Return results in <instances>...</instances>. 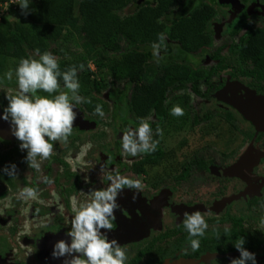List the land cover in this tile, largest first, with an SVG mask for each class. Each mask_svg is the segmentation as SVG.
I'll use <instances>...</instances> for the list:
<instances>
[{
    "label": "flooded vegetation",
    "instance_id": "obj_1",
    "mask_svg": "<svg viewBox=\"0 0 264 264\" xmlns=\"http://www.w3.org/2000/svg\"><path fill=\"white\" fill-rule=\"evenodd\" d=\"M189 1L185 0L178 12L175 10L181 0L176 4L171 13L175 14V20ZM191 1L197 6L211 5L215 11L205 29L212 38L210 45L189 53L185 61L206 76L198 83L201 94L194 92L192 83L173 93L188 91L214 105L204 111L202 106L189 102L187 96L185 104H169L167 100L168 117L156 126L158 119L153 111L141 115L131 109L132 90L127 83L120 82L125 84L122 90L107 91L118 118V135L122 137L144 120L153 130V139L160 141L156 130L168 126L170 110L179 105L187 109L183 116H190L188 122L192 126L218 120L222 130L225 127L235 131L232 134L243 136L246 145L236 152H201L177 169L160 172L153 166L165 156L159 144L155 152L138 155L129 166H108L110 155L104 154L99 167L104 171L97 176L96 154L88 153L87 147L103 136L86 137L99 126L93 116L95 106L102 104L98 94L104 93V89L85 97L91 103H80L84 109L75 106L73 134L66 144L54 142V154L40 161L39 171L24 162L26 152L19 149L20 142L12 134L0 133V170L12 163L17 165L13 177L0 171V264H63L62 259L52 257L53 245L67 239L65 233L71 229L76 211L91 200L90 191L109 185V170L141 181L138 190L127 187L122 190L118 197L121 207L115 212L114 228L109 232L110 240L116 239L126 248V264H231L240 256L234 245L241 237L245 240L244 247L256 254L258 264H264V75L259 73L264 71V0ZM217 19L221 21L217 23ZM223 34L229 43L215 45L214 39ZM176 45L166 47L160 64L169 54L168 49ZM214 46L217 47L212 51L211 61L216 63L209 65L205 60L206 67L195 68L193 55ZM242 50L249 53L243 55ZM224 51L229 57H225ZM123 93L127 97L124 106H120L115 98ZM6 106L0 97L2 111ZM116 153L120 159L122 150L117 148ZM45 177L53 182L46 183ZM25 187L36 188V197H21ZM194 212H200L209 225L195 252L189 247L183 225L185 213ZM25 222L32 224H22ZM36 222L41 223L35 225Z\"/></svg>",
    "mask_w": 264,
    "mask_h": 264
},
{
    "label": "trees",
    "instance_id": "obj_2",
    "mask_svg": "<svg viewBox=\"0 0 264 264\" xmlns=\"http://www.w3.org/2000/svg\"><path fill=\"white\" fill-rule=\"evenodd\" d=\"M4 1L1 0L2 3ZM179 1H32L28 14L23 11L26 21L34 25L27 33L18 30L8 17L0 16V56L13 58L18 63L23 58H31L37 49L41 54L47 51L57 56L65 48L62 43L70 34L69 29H78L81 34H85L83 36L88 49L93 51H89L90 57L95 60L102 76L99 80H92L93 73L87 59L58 61L61 71L73 65H84L83 70L78 71V78L80 94L86 98L94 90L102 91V83L109 76L114 81L133 84L129 102L131 109L136 111L139 108L136 112L141 115L153 111L158 119L155 123L157 126L168 117V95L186 89L190 83L193 84L194 92L201 94L198 83L206 76L200 70H193L185 61L189 53L210 45L212 38L205 29L214 17V8L208 4L197 6L190 0L183 7L179 18L167 29L162 19L172 13ZM132 4H138L135 12L126 16L119 14ZM161 34L178 45L168 49L169 54L163 57L162 64L154 65L149 62L148 53L140 50V46L162 44L159 40ZM248 53V50H242L243 55ZM103 70H106V76ZM259 73L264 75V71L259 70ZM126 97L127 94L123 93L121 97L115 98L116 103L124 106ZM174 102H179V97ZM125 112L126 109L122 111Z\"/></svg>",
    "mask_w": 264,
    "mask_h": 264
},
{
    "label": "clouds",
    "instance_id": "obj_3",
    "mask_svg": "<svg viewBox=\"0 0 264 264\" xmlns=\"http://www.w3.org/2000/svg\"><path fill=\"white\" fill-rule=\"evenodd\" d=\"M32 0H21L18 4L25 14H28ZM161 43L165 40L160 35ZM153 55L158 56L160 44H153ZM39 57L23 58L15 69V77L19 93L6 96L7 106L0 114V120L9 123L12 135L20 142L19 149L26 152L24 162L28 167L40 170V161L49 159L54 154V142L67 143L73 134V124L77 118L75 106L80 103H91L80 95L81 84L78 71L84 65H73L66 71H61L58 59L51 52L40 53ZM6 79L12 80L13 71L4 74ZM63 81V86L61 85ZM38 92L47 95H38ZM171 115H184L183 109L173 106ZM95 114L101 118L105 113L101 105H96ZM162 135V130L157 129ZM2 141V138H0ZM159 144L153 139L150 124L141 120L138 127L129 128L122 136V149L130 156L155 152ZM3 175H16L17 165H6ZM107 179L110 182L106 188L91 190V200L80 206L71 222V229L65 233L67 239L58 240L53 245L52 257L62 259L63 264H126L127 250L118 240L109 239V232L114 228L115 212L120 210L118 197L122 190L140 189L141 181L131 179L109 170ZM45 182L53 181L45 177ZM37 189L25 187L20 196L34 198ZM188 233L189 247L195 252L200 247V239L204 237L209 227L200 212L185 213L183 221ZM245 240L240 238L234 247L239 251V258L233 259L231 264H258L256 254L245 247ZM187 251V249H186Z\"/></svg>",
    "mask_w": 264,
    "mask_h": 264
},
{
    "label": "rangeland",
    "instance_id": "obj_4",
    "mask_svg": "<svg viewBox=\"0 0 264 264\" xmlns=\"http://www.w3.org/2000/svg\"><path fill=\"white\" fill-rule=\"evenodd\" d=\"M37 1V0H32ZM21 0H6L4 3L0 0L1 13L0 16L4 15L10 19L13 25L18 29L25 33H27L33 24H29L26 21V18L23 16V11L19 7V3ZM185 0H181L180 4H177L175 12H178L184 3ZM206 1L202 0L200 3H205ZM138 4H132L130 6L125 7L119 14L122 16H126L135 12L138 8ZM229 19V18H226ZM173 20H175V14H170L162 19V21L167 26V29L172 25ZM217 23L221 20L217 19ZM70 34L63 40L64 49L63 52L56 56L58 61L61 60H78V59H87L88 66L93 68L92 72V80H99L102 76L101 71L98 67L95 66V60L90 57V52L93 53L91 49H88L87 41L83 35L79 32L78 29H69ZM220 38V37H219ZM227 36L225 34L221 35V38L218 40L214 39L215 45H221L223 43H229V40L226 39ZM175 45V43L171 42L169 38L166 36L165 40L162 44H160L159 55H153V45H142L140 46V50L145 51L149 55V62L151 64H156V62L161 63V57L166 53L167 46ZM210 48L208 50L202 49L196 55H193V63L192 65L195 68L206 67L203 65L205 60H208V64H215V61H211L212 51L215 47ZM88 51V52H87ZM90 51V52H89ZM225 57L227 53L224 51ZM31 58L38 59L37 54H33ZM207 62V61H206ZM0 97L5 105L8 104V100L6 96H13L19 93L18 84L15 77V69L19 65V63L13 58H3L0 56ZM208 65V66H209ZM9 70L13 71L12 80L6 79L4 74ZM103 73L107 74L106 70H103ZM104 93L98 94L102 104L103 111L105 113L104 117L101 118L99 115H95L93 117L99 123L98 128L93 130L92 132L87 133L88 136L86 139H90V135H100L103 136L99 140V142L94 141L90 146L87 147L88 153L96 154V165H97V176L101 175V171L103 169L101 167V158L104 154L110 155L109 161L107 165L109 166H117V165H132L133 159H137V156L133 157L132 160L129 159V154L123 151L122 149V137H119L117 127L118 126V118L116 115V111L114 108L113 101L109 99L107 91L111 88L115 90H122L124 88L120 82H115L110 77H106L105 81L102 83ZM130 89L133 90L134 85L128 84ZM189 97L188 101L197 103L199 107L202 106L204 111L209 109L214 103L205 102L198 98H196L191 92H181V93H170L168 96L169 104L178 103L185 104L187 101L185 97ZM179 97V102H174V99ZM128 101V99H127ZM81 108L84 107L81 104H78ZM176 106V105H175ZM137 107V106H136ZM139 109V108H138ZM138 109H135L138 111ZM187 109H183L184 114ZM130 118H134L129 110ZM88 118L90 115L87 113ZM190 116H173L170 114V118L168 121V126H166L162 130V135H160L159 146L163 148L165 156L164 158L156 165V169L158 171L162 170H172L177 169L179 166L187 164L193 157L198 155L201 152H207L210 154H215L221 151L229 152V151H239L242 149V146L246 145V139L243 136H237L236 133L233 135L235 131H228L225 127L221 128V124L218 120L212 121L208 124H202L199 127L192 126L189 121ZM154 137V136H153ZM119 148L122 150V156L118 159V154L116 153V149ZM126 156V157H125ZM82 165V164H81ZM83 166V165H82ZM41 222L34 223L38 225ZM25 225H30L32 223L25 222L22 223ZM23 234V233H22Z\"/></svg>",
    "mask_w": 264,
    "mask_h": 264
},
{
    "label": "water",
    "instance_id": "obj_5",
    "mask_svg": "<svg viewBox=\"0 0 264 264\" xmlns=\"http://www.w3.org/2000/svg\"><path fill=\"white\" fill-rule=\"evenodd\" d=\"M2 109H1V107H0V114H2ZM3 124V125H2ZM0 125H2L3 127L1 128V126H0V128H1V130H0V133L1 134H3V135H5V134H12L11 133V130H10V128H9V130L8 129H6L8 126H9V123L8 122H5V121H3V120H0ZM10 127V126H9ZM5 129H6V131H5ZM9 137V136H8Z\"/></svg>",
    "mask_w": 264,
    "mask_h": 264
}]
</instances>
